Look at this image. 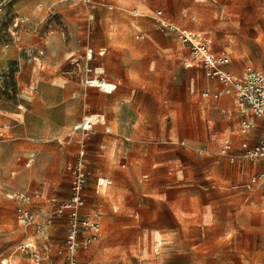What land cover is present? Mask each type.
I'll return each mask as SVG.
<instances>
[{"label": "rangeland", "instance_id": "rangeland-1", "mask_svg": "<svg viewBox=\"0 0 264 264\" xmlns=\"http://www.w3.org/2000/svg\"><path fill=\"white\" fill-rule=\"evenodd\" d=\"M102 1L92 20L84 0H18L2 17L0 264H34L19 249L26 242H63L61 219L41 237L19 224L7 193L27 191L35 211L52 210L50 197L70 194L67 164L83 135L86 200L101 213L104 233L80 264H264V187L242 186L263 166L220 154L224 137L241 153L242 138L255 134L253 145L260 128L243 132L245 115L221 111L233 103L197 92L212 80L187 64L191 46L152 19L161 8L180 27L210 36L213 51L229 55L227 68L264 71V0ZM16 16L19 37L11 32ZM101 46L104 55L86 60L89 47ZM99 65L108 79L122 78L116 92L85 87L83 74L91 78ZM98 112L111 130L74 131ZM63 262L54 253L40 264Z\"/></svg>", "mask_w": 264, "mask_h": 264}, {"label": "built area", "instance_id": "built-area-1", "mask_svg": "<svg viewBox=\"0 0 264 264\" xmlns=\"http://www.w3.org/2000/svg\"><path fill=\"white\" fill-rule=\"evenodd\" d=\"M18 0H0V26L2 17L6 13L7 8L15 6ZM89 5V19L95 18L96 8L102 0H84ZM109 7H113L111 4ZM134 15H139L134 11ZM153 25L155 29L175 34L183 43L191 46L193 51V61L187 64L192 66L196 64L201 67L205 75L210 79H215L220 88L213 91L206 89L202 95L210 98H220L223 95L231 96L238 111L243 115H248L242 119V131L248 132L252 128L261 127V135L258 141L250 145L249 141L244 140L241 143L242 153L238 155L235 152V145L231 138H226L221 147V154L226 156L229 161L234 162L236 158L243 157L251 160L260 161L262 169L252 174L242 186L245 188H253L257 186L264 187V71L247 65L241 73H235L227 70L226 66L231 63V59L225 52H215L212 49V40L203 31H194L180 27L177 23L170 20L161 8L156 9L152 15ZM19 17H15L12 25V35L17 36V26L19 25ZM23 20L21 19L20 22ZM143 37L144 33L138 34ZM19 37V35L17 36ZM44 50H40L43 53ZM106 47L101 46L97 50L89 47L86 51V60L93 57L104 55ZM94 74L89 78L88 73L83 74L82 82L86 87H97L100 91L111 93L115 91L118 84H122V78L116 77V82H112V88L105 89L107 79L104 77L105 68L101 65L95 66ZM92 70L88 68V71ZM96 80V85L93 83ZM194 87L191 85L190 91ZM254 117L261 119V126L257 124ZM84 117L82 121L77 123L74 131L80 130L87 133L93 127V123L104 120V115L95 118L91 123ZM86 120V121H85ZM85 135L78 138L79 151L76 159L67 164V170L71 175L70 194L66 199L57 200L55 197H50L53 205L52 210L35 211L32 208L34 195L27 191L15 190L7 193V196L14 199L16 206V219L22 226H32L41 237L47 232L48 228L56 222V219H61L65 224V237L60 245H55L47 236L44 241L38 246L35 243H24L19 246L21 253L26 256L30 255L34 264H40L51 258L54 253H57L64 264H80V258L86 255L91 246L103 236V222L101 213L89 208L86 200V184L89 175V170L86 166V142ZM33 161V157L26 161L29 166ZM101 181V179H100ZM103 182H100L102 185ZM108 183H106L107 185ZM43 197V192L38 193ZM82 259V258H81ZM7 262H4L6 264ZM62 263V264H63Z\"/></svg>", "mask_w": 264, "mask_h": 264}, {"label": "crops", "instance_id": "crops-1", "mask_svg": "<svg viewBox=\"0 0 264 264\" xmlns=\"http://www.w3.org/2000/svg\"><path fill=\"white\" fill-rule=\"evenodd\" d=\"M39 5H42V3H40ZM113 6V5H112ZM109 7V6H108ZM110 9L111 8H113V7H109ZM97 9H99V5L97 6V8H96V11H97ZM89 12H90V8H89V5L87 6V15H89ZM193 66V65H192ZM197 66V65H196ZM104 67V66H103ZM199 67V66H198ZM105 68V67H104ZM226 69L227 70H230V71H232L231 69H229V68H227L226 67ZM234 72V71H233ZM236 73V72H235ZM107 80H109V81H112L113 83L114 82H116V78H114L113 80H110V79H108V77H106V76H104ZM194 79L192 78V81H193ZM212 81H211V83L208 85V86H206V87H203L201 90L199 89V87H198V93L203 97V98H205V99H207V100H227V101H230L231 103H233L234 105H235V107L236 108H234V110L232 109V108H229V107H227V106H223V107H221V111L222 112H224V113H227V114H229V115H232L233 113H236V112H239L238 111V107H237V105H236V103H235V101H234V99L231 97V96H229V95H223V96H221L220 98H210V97H205V96H203L202 95V92L204 91V90H206V89H210V90H213V91H215V90H217V89H219L220 88V84L215 80V79H211ZM193 83H194V81H193ZM192 83V84H193ZM121 85L122 84H118V86H117V88H116V90L115 91H113V92H111V93H107V94H112V93H114V92H116L120 87H121ZM193 87H194V84L192 85ZM198 86V85H197ZM86 87V86H85ZM99 90V89H98ZM100 91V90H99ZM100 92H103V91H100ZM191 92V91H190ZM194 92V90L192 91V93ZM105 93V92H104ZM96 110H98V111H100L101 110V108L100 109H96ZM87 115H96L95 116V118L96 117H98V116H102V115H104V120L105 121H100V122H97V123H93V125H92V127L94 128V125H105L107 128H106V131H109V130H111L107 125V115L105 114V112H98V113H92V114H87ZM87 115H84L82 118H81V120H79V121H82V119L84 118V117H87ZM248 117V115H245L244 117ZM256 122H257V124L259 125V126H261V119H259V118H257L256 117V120H255ZM260 128V132H261V127H259ZM260 135H261V133H260ZM259 135V136H260ZM256 135L255 134H251V138L250 137H248V136H246V137H244V138H242V141H244V140H247V141H250V139H252V138H254ZM259 136H258V139H259ZM231 138L232 139V141H233V143H234V145H235V152L238 154V155H240L241 153H238L237 152V147H236V143H235V141H234V139H233V137H231V136H226V137H224V139H223V142H224V140L226 139V138ZM258 139H257V141H258ZM256 141V142H257ZM223 142H222V144H223ZM242 143V142H241ZM255 144V143H254ZM251 145V144H250ZM221 147H222V145H221ZM220 150H221V148H220ZM241 150H242V147H241ZM220 154H221V151H220ZM33 157V161H34V154L33 153H30L29 154V156L27 157V160L29 159V158H32ZM226 157V156H225ZM227 158V157H226ZM228 159V158H227ZM26 160V161H27ZM33 161H32V163H33ZM231 162V161H230ZM31 163V164H32ZM25 164H26V162H25ZM30 164V165H31ZM29 165V166H30ZM27 166V165H26ZM257 172V171H256ZM254 174V173H253ZM249 179V178H248Z\"/></svg>", "mask_w": 264, "mask_h": 264}, {"label": "bare ground", "instance_id": "bare-ground-1", "mask_svg": "<svg viewBox=\"0 0 264 264\" xmlns=\"http://www.w3.org/2000/svg\"><path fill=\"white\" fill-rule=\"evenodd\" d=\"M93 83L96 85L97 81L93 80ZM110 88H112V82L107 80L105 83V89L109 90ZM95 116L96 115H87V118H88L87 120L91 123L92 121H95ZM104 185H106V184H104Z\"/></svg>", "mask_w": 264, "mask_h": 264}]
</instances>
